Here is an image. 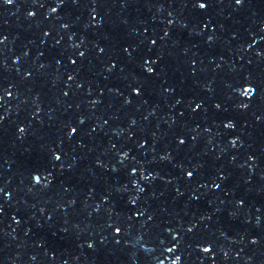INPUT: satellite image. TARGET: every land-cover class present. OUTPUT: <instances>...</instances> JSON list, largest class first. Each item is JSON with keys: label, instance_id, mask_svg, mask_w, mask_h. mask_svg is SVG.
Returning <instances> with one entry per match:
<instances>
[{"label": "snow or ice", "instance_id": "snow-or-ice-1", "mask_svg": "<svg viewBox=\"0 0 264 264\" xmlns=\"http://www.w3.org/2000/svg\"><path fill=\"white\" fill-rule=\"evenodd\" d=\"M8 2L11 3V0H8ZM201 6L203 7V4H201ZM150 71H151V69H150ZM57 158H59V157H57ZM189 175H191V173H189Z\"/></svg>", "mask_w": 264, "mask_h": 264}, {"label": "clouds", "instance_id": "clouds-1", "mask_svg": "<svg viewBox=\"0 0 264 264\" xmlns=\"http://www.w3.org/2000/svg\"><path fill=\"white\" fill-rule=\"evenodd\" d=\"M237 2L239 3V0H237ZM200 7H201V8H203V7H204V5H203V7L200 5ZM30 14H31V13H30Z\"/></svg>", "mask_w": 264, "mask_h": 264}]
</instances>
